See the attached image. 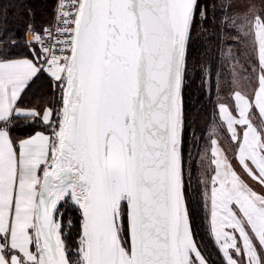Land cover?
I'll return each mask as SVG.
<instances>
[{
	"label": "snow or ice",
	"instance_id": "snow-or-ice-1",
	"mask_svg": "<svg viewBox=\"0 0 264 264\" xmlns=\"http://www.w3.org/2000/svg\"><path fill=\"white\" fill-rule=\"evenodd\" d=\"M21 15L0 44V264H264V0Z\"/></svg>",
	"mask_w": 264,
	"mask_h": 264
},
{
	"label": "trees",
	"instance_id": "trees-1",
	"mask_svg": "<svg viewBox=\"0 0 264 264\" xmlns=\"http://www.w3.org/2000/svg\"><path fill=\"white\" fill-rule=\"evenodd\" d=\"M55 1L56 0H15L20 7L10 10L7 19L4 18L3 13H0V44H3L5 41L12 42L18 40L21 36L25 35L24 24L27 18L22 16L21 13L27 8H32L35 11L37 25L47 23L51 18ZM2 3H4V0H0V4ZM14 33L15 35H13ZM195 35L194 33V36ZM203 43L204 38L202 36L192 41L189 54L190 64H199V55L204 51L201 46ZM198 81V74L189 81V86L185 89L187 93L186 101L191 112L196 113V110L199 109L197 122L203 126L204 119L205 117H209L213 106L199 88ZM197 140L203 145V139L200 138L199 132L197 133ZM209 250H212L211 245L209 246Z\"/></svg>",
	"mask_w": 264,
	"mask_h": 264
},
{
	"label": "rangeland",
	"instance_id": "rangeland-1",
	"mask_svg": "<svg viewBox=\"0 0 264 264\" xmlns=\"http://www.w3.org/2000/svg\"><path fill=\"white\" fill-rule=\"evenodd\" d=\"M225 92H227V89H225ZM204 94H205V96L207 97L206 93H204ZM215 97H216V92L214 91V92H213V100H215ZM211 104H212V102H211ZM212 106H213V104H212ZM212 109H213V107H212ZM212 109H211V111H210V115H209V117L211 116ZM251 119H253V121H254L255 123H259V120L256 118V112L251 116ZM199 122H200V121H199ZM210 131H211L210 128L207 129L206 132H205V136H207V134H208ZM199 143H200V141H199ZM200 144H201V143H200ZM201 146H203V145L201 144Z\"/></svg>",
	"mask_w": 264,
	"mask_h": 264
},
{
	"label": "crops",
	"instance_id": "crops-1",
	"mask_svg": "<svg viewBox=\"0 0 264 264\" xmlns=\"http://www.w3.org/2000/svg\"><path fill=\"white\" fill-rule=\"evenodd\" d=\"M256 118H257L259 121H260L261 119H264V118H262V117L259 116L258 111H256Z\"/></svg>",
	"mask_w": 264,
	"mask_h": 264
},
{
	"label": "built area",
	"instance_id": "built-area-1",
	"mask_svg": "<svg viewBox=\"0 0 264 264\" xmlns=\"http://www.w3.org/2000/svg\"><path fill=\"white\" fill-rule=\"evenodd\" d=\"M55 4H56V1H55ZM54 7H55V5H54ZM25 34H26V32H25Z\"/></svg>",
	"mask_w": 264,
	"mask_h": 264
}]
</instances>
